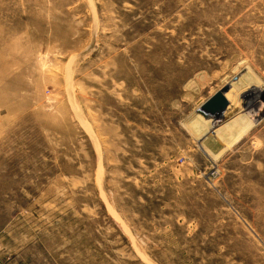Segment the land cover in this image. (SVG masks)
<instances>
[{"label": "rangeland", "instance_id": "obj_1", "mask_svg": "<svg viewBox=\"0 0 264 264\" xmlns=\"http://www.w3.org/2000/svg\"><path fill=\"white\" fill-rule=\"evenodd\" d=\"M246 71L264 0H0V264H264V89L198 112Z\"/></svg>", "mask_w": 264, "mask_h": 264}, {"label": "bare ground", "instance_id": "obj_2", "mask_svg": "<svg viewBox=\"0 0 264 264\" xmlns=\"http://www.w3.org/2000/svg\"><path fill=\"white\" fill-rule=\"evenodd\" d=\"M248 72V73H247ZM244 79H248L250 81L249 85L251 84V88H253V90L260 92V93H263V90L264 88H261V86L259 85V82L256 81V78L253 77L252 75H250V72L249 71H246V75H242V76H239L238 77V80H237V84H234L231 86V89L230 91L226 94V97L229 101V105L227 107V109L222 112V113H219L217 115H213V116H206L207 119H209L210 121V126L208 127V132H207V135L208 134H212L213 132L216 131V129H218V124L216 123H222V122H225V120H228L230 116L233 117L234 121L233 123L236 124V123H239V119L242 120V117L239 116V117H235L234 116H238L242 111H244L245 113V116H249L250 119H248V123H252L253 124L255 122L258 121V119H260L258 116L252 114L251 112H248L249 110H247L246 108V105L244 103L245 99L248 97V96H251L253 94L252 93V90H250L248 88V86L246 84L243 83V80ZM259 93V94H260ZM258 94V93H257ZM249 98V97H248ZM263 98V97H262ZM252 99V98H251ZM249 101V100H248ZM247 102V101H246ZM250 102V101H249ZM262 102V101H261ZM248 103V102H247ZM264 103V102H263ZM253 105V104H252ZM262 105V104H261ZM260 108V107H259ZM263 108V107H262ZM261 108V109H262ZM260 109V110H261ZM264 109V108H263ZM240 110V111H239ZM239 111V112H238ZM263 111V110H262ZM198 112H200L198 110ZM256 112V111H255ZM261 112V111H260ZM264 112V111H263ZM239 113V114H238ZM242 113V112H241ZM260 114V113H259ZM242 115V114H241ZM244 115V114H243ZM232 119V120H233ZM215 123V124H214ZM227 123V122H226ZM228 124V123H227ZM243 125V124H242ZM245 125V124H244ZM243 125V129H248L250 126L249 125H246L247 128H245V126ZM229 126V125H228ZM227 127V126H226ZM228 128V127H227ZM229 129V128H228ZM230 130V129H229ZM227 131V130H226ZM231 134V133H230ZM216 135V134H215ZM206 135H204L205 137ZM202 137V138H204Z\"/></svg>", "mask_w": 264, "mask_h": 264}, {"label": "water", "instance_id": "obj_3", "mask_svg": "<svg viewBox=\"0 0 264 264\" xmlns=\"http://www.w3.org/2000/svg\"><path fill=\"white\" fill-rule=\"evenodd\" d=\"M231 86L232 84L224 86L213 97L203 103L199 111L206 116H213L224 112L229 105L226 94L230 91Z\"/></svg>", "mask_w": 264, "mask_h": 264}]
</instances>
